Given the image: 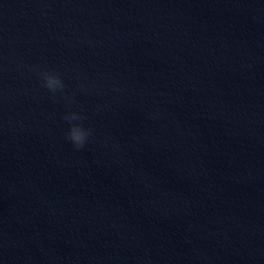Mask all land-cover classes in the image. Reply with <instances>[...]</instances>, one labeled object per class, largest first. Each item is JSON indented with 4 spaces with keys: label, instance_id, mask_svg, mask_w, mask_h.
I'll return each instance as SVG.
<instances>
[{
    "label": "water",
    "instance_id": "95a60500",
    "mask_svg": "<svg viewBox=\"0 0 264 264\" xmlns=\"http://www.w3.org/2000/svg\"><path fill=\"white\" fill-rule=\"evenodd\" d=\"M0 264H264V0H0Z\"/></svg>",
    "mask_w": 264,
    "mask_h": 264
},
{
    "label": "clouds",
    "instance_id": "9594fccd",
    "mask_svg": "<svg viewBox=\"0 0 264 264\" xmlns=\"http://www.w3.org/2000/svg\"><path fill=\"white\" fill-rule=\"evenodd\" d=\"M41 87L46 89L49 93L55 96L59 93L64 95L65 83L61 77L52 71L46 69H40L38 71ZM113 91L119 92L118 88H114ZM66 103L71 104V97L66 98ZM150 119H155L154 115L149 116ZM63 121L67 125V130L64 139L67 143L71 144L74 150H82L89 142V138L93 135V129L85 127L82 123L86 117L81 112L68 110L62 117Z\"/></svg>",
    "mask_w": 264,
    "mask_h": 264
}]
</instances>
